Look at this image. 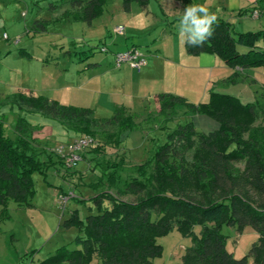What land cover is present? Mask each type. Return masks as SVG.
<instances>
[{
    "label": "trees",
    "instance_id": "16d2710c",
    "mask_svg": "<svg viewBox=\"0 0 264 264\" xmlns=\"http://www.w3.org/2000/svg\"><path fill=\"white\" fill-rule=\"evenodd\" d=\"M131 1L121 0L122 6L127 9ZM135 1L144 7L148 0ZM64 5L90 23L103 9V0H58L50 2L49 8ZM39 23L44 28V22ZM262 38L264 29L236 32L231 23L218 18L214 36L203 48L186 44L185 48L189 53L218 55L234 68L228 81L235 82L239 70L264 66V45L257 43ZM10 100L57 119L75 137L89 135L93 140L81 151V160L92 172L88 185L97 190L88 198L95 211L81 218L76 209L71 210L60 225L78 229L71 240L74 246H57L39 264H87L93 257L99 264H152V258L161 253L157 237L173 227L192 234V244L177 264H248L249 257H254L253 263L261 260L259 264H264V100L243 103L234 95L211 92L207 101L194 103L181 95L157 93V111L166 120L205 114L218 126L204 132L188 119L173 127L163 125L165 139L155 142L151 138L150 155L140 162L131 161L122 145V135L139 125L124 106L116 107L107 118H98L90 108L32 92L16 93ZM179 109L182 112L177 115ZM30 125L20 116L13 133H7L0 116V205L13 201L17 206H31L33 174L40 173L45 179L55 162L64 175H83L71 170L77 163L64 167L59 155L38 148ZM195 144L198 154L187 165L185 150ZM223 224L233 225L237 232L250 227L259 237L246 254L235 258L226 249ZM193 225L200 226L197 234L191 231Z\"/></svg>",
    "mask_w": 264,
    "mask_h": 264
},
{
    "label": "rangeland",
    "instance_id": "374dc122",
    "mask_svg": "<svg viewBox=\"0 0 264 264\" xmlns=\"http://www.w3.org/2000/svg\"><path fill=\"white\" fill-rule=\"evenodd\" d=\"M48 1L26 0L29 6L21 2L8 10L7 13L10 16L8 18H11L13 22H21L26 18L31 21V24L21 31L10 29L7 18H5L4 26L0 23L2 26L0 28V116L3 118L4 129L7 133L12 132L17 117L25 115L24 110L11 109L9 105L2 104L4 97L15 90L13 85L22 81L24 83L33 81L39 84L47 72L54 70L53 66L60 68L66 67L68 64L70 66L79 64L83 67V64L88 61H94L103 55L111 54L114 49L120 48V44L124 40V38L120 39L121 41L115 40L120 34L113 33L112 26L118 22L122 24L126 22L127 26L129 27L130 24L134 31H140L144 26V16L148 15L149 22L155 25L151 31H157L162 26L167 27L171 23L173 36L178 38L177 24L183 14L184 1L186 0H148L147 8L150 12L148 14L142 11L136 1L131 3V10L126 13L122 8L121 0H103L102 13L90 25L82 21L81 23L69 22L67 19L60 22L58 20H61V12L54 13L52 16L47 9H42L36 14L40 17L37 19L38 22H45L44 29H42L41 24L35 25L32 19L35 11L46 3L48 4ZM191 1L192 4L204 5L216 16L219 15L230 20L236 32L264 29V12H261L260 8H256L259 10V16L251 17L249 15V12L254 9L252 7L253 0ZM257 2L264 8V0H257ZM238 8L245 11V14L238 15ZM155 14L158 20L165 25L155 24ZM110 28L111 30H109ZM4 33L9 35L8 38L4 36ZM149 33H141L136 38L127 35L125 39L128 45L133 41L140 49L146 50L151 48L152 43L151 35L148 36ZM148 37L150 38L148 39ZM257 43L264 44V38L259 39ZM100 47H106L107 51H101ZM23 51L29 52L30 56H25ZM37 59L40 64H45L44 67H35ZM246 73L247 69L243 75H240L238 81L221 84V89L218 91L234 95L244 102L254 101L256 98L264 100V96L261 95L264 93L262 90L264 89V68H249L250 77L243 82L241 77L246 78ZM214 75L215 73H204L206 84L213 82ZM194 80L196 82L192 87L195 89L198 83L200 85V82L199 78ZM187 91L192 95L193 92L189 89ZM139 104L134 112L139 125L122 136V145L133 162H140L150 155L154 143L151 138H154L155 142H162L165 139L162 131L163 125L173 127L177 122H184V119L178 118L180 116L177 119L172 117L170 120H166L163 115L158 113L157 107H154L151 97L148 98V101H141ZM181 112L179 109L177 115ZM201 118L207 117H197L194 120L196 127L208 132L212 128ZM63 143L58 142V144ZM197 154L196 144L187 148L185 150L186 164L192 165ZM86 163L79 161L71 169L81 170L83 172L81 177L79 172L64 175L62 172L57 174L53 169L48 170L45 179L40 173H35L32 176L35 186V193L32 197L33 205L17 206L13 201L8 202L7 214L0 215V264H39V260L54 251L56 246L61 244L74 246L71 240L77 234L78 229L75 226L65 228L60 225V221L69 216L70 210L73 209L77 210L81 218L95 211L93 203L88 198L94 195L97 190L88 185L92 176L91 170L82 171L87 168ZM237 165L242 167L241 164ZM59 195L67 196L64 205L60 204ZM79 197H83L85 200H79ZM122 197L132 199V196L128 194H122ZM199 229V225H193L191 231L193 234H197ZM220 229L226 235V249L235 258L246 254L252 242L259 237V234L250 227H245L242 231L237 232L233 225L223 224ZM157 242L161 245V253L152 258V264H177L185 249L192 244V234H183L179 229L173 227L168 232L159 235ZM252 258L254 259V257ZM252 258L249 257L248 264L261 263V260L253 263ZM87 264H99V262L93 257Z\"/></svg>",
    "mask_w": 264,
    "mask_h": 264
},
{
    "label": "crops",
    "instance_id": "0c3cea01",
    "mask_svg": "<svg viewBox=\"0 0 264 264\" xmlns=\"http://www.w3.org/2000/svg\"><path fill=\"white\" fill-rule=\"evenodd\" d=\"M57 1L58 0H49L48 4L46 3V5L39 7V9L35 11V15L32 19L34 24L35 21L40 18L36 14H38V12L42 9H47V11L51 12L52 16L54 15V13L59 14V12H61V20H58L60 22H63L65 21V19H67V21L69 22L75 21L77 23H81L82 20L78 19L74 15L75 10H72L67 5L59 6L56 8H49L50 2ZM133 1L130 2L129 7L127 9L122 6L123 10L126 13H129V11L131 10V3ZM21 2L26 3L25 5L29 6L27 5L26 0H0V23H2L1 25L4 26L6 24L5 18H7L9 27L12 30L16 29L18 31H21L22 29L27 28L31 24V21L27 20V18L21 21L22 23L20 21L13 22L11 18H8L10 17L7 13L8 10L10 8H13L14 6H17ZM137 4L146 14L150 13L147 8L148 1L144 7H142L138 2ZM189 4H192L191 0L184 1V7ZM252 7L260 8L261 12H264V8H262V6L258 4L257 0L252 1ZM66 10L68 12L65 14L64 12ZM101 13L102 10L100 14ZM242 13L245 14V11L242 12L238 8L237 14L240 15ZM249 15L251 16L250 12ZM147 16L148 15L144 16V26L140 31H134L130 24L129 27L127 26L126 22H123L124 25L120 22H118V24L113 25L115 26L122 24L121 26L123 27V33L120 34L119 37L115 38V40L117 39L121 41L120 39L123 38L124 40L123 42H121L120 48L114 49L111 54L103 55L94 61H88L86 64H83V67H81L79 64H72L71 66L68 64L66 65V67L60 68L58 66H53L54 70H50L49 72H47V74L41 78L42 81L40 80L39 84H36V82L33 81H28V83H24L22 81L18 82V84L16 83L17 85H13V89L15 90L10 92L7 97H4L5 99H3L2 104L9 105L11 109L16 108L20 111H25V115L22 116H24L27 121L31 124L30 135L31 138L35 142H37L38 148H45L55 154L56 152H54V147L59 145L58 142L66 143L72 138H74L76 135L73 131L64 127L57 119L50 118L41 114L40 112L33 111L24 106H19L15 103H12L10 99L16 93L32 92L35 95L44 96L48 99L56 100L62 104L90 108L93 110L95 116H97L98 118H107L111 116L114 109L119 106H124L131 113L135 114L134 112L137 108V105L141 101H148V98L150 97L153 99L154 107L156 108L157 104L155 102V95L157 93L162 92H169L172 94L181 95L184 96L187 100L196 103L205 102L209 99V95L211 92H220L218 90L221 89V84L229 83L228 78L233 73L234 68L224 63V61L214 53L207 51H202L196 54L187 52L185 48V43L182 41V39L180 37L176 38L173 36V29L172 27H170L172 26L171 23L167 27L162 26L157 31H151V29L155 25L149 22ZM97 17H95L90 23H86L84 21L82 22L90 25ZM154 18L155 24L165 25V23H162L158 20L156 14ZM217 18H221L231 23V25L233 26L230 20L220 17L219 15L217 16ZM43 19L46 20V18ZM167 22L169 24V21ZM44 23L43 25H45ZM145 23L148 25H146ZM37 25H40V23L37 22ZM1 27L2 26H0V28ZM109 30H111V28ZM141 33H149L148 36L151 35L150 37H152V43L150 45L151 48L146 50L141 49L146 55V63L141 67L139 71L129 67L126 64H123L120 67H115L113 62L114 52L124 50L130 46H137L133 41L130 45H128V42L125 38H127V35H130L132 38H136V36L139 37ZM15 34L16 33L14 32V35ZM6 36V38H8L9 35ZM150 37H148V39ZM239 49L244 50L245 48L239 46ZM23 52L25 56H30L29 52ZM201 53H206L208 55L201 56ZM38 61L39 60L37 59L34 64L35 67H44L45 64H40ZM262 68H264V66H262ZM246 69V78L242 79V81H246L248 77H250V75L248 74L249 68H244L242 70L238 69L241 72V75L244 74V71ZM204 73H215L213 77V82H209L206 84ZM198 78L200 85L198 83L196 85L197 88L194 89L192 87L193 83L196 82V80L194 79ZM184 87L193 92L192 95H190L187 89H185ZM241 102L248 103L253 101ZM199 116L207 117L201 119H203L206 123L210 124L212 129L208 131L217 128L218 123L205 114H191L188 116H180L178 118H182L184 119V121L187 119L191 120L196 127L194 120L197 119V117ZM175 119H177V117ZM11 133H13V129ZM41 157L44 158L45 155L42 153ZM83 161L86 163L85 160H80V162ZM49 169L55 170L57 174H61V172H63L57 162H55V164H51L47 169V172ZM85 169L87 168H84L82 171H84ZM74 170L77 171L78 169L75 168ZM7 207L8 203L6 204V206L0 205L1 216L7 214Z\"/></svg>",
    "mask_w": 264,
    "mask_h": 264
},
{
    "label": "built area",
    "instance_id": "2783aa9c",
    "mask_svg": "<svg viewBox=\"0 0 264 264\" xmlns=\"http://www.w3.org/2000/svg\"><path fill=\"white\" fill-rule=\"evenodd\" d=\"M251 16L257 17L260 15L259 10L254 8L250 11ZM115 34H122L123 27L115 25L112 28ZM4 36L6 34L4 33ZM101 51H107L106 47H100ZM113 62L115 67H120L123 64L139 71L146 63L145 53L137 46H130L124 50L116 51L113 54ZM92 137L89 135H80L72 138L66 143L59 144L54 147V151L62 158L63 166L67 168L73 167L81 160V151L92 142ZM59 202L64 205L66 202V195H59Z\"/></svg>",
    "mask_w": 264,
    "mask_h": 264
},
{
    "label": "clouds",
    "instance_id": "9594fccd",
    "mask_svg": "<svg viewBox=\"0 0 264 264\" xmlns=\"http://www.w3.org/2000/svg\"><path fill=\"white\" fill-rule=\"evenodd\" d=\"M215 13L202 4H189L177 24L178 35L182 41L192 48H203L214 36V25L217 23ZM201 53V56H207Z\"/></svg>",
    "mask_w": 264,
    "mask_h": 264
}]
</instances>
